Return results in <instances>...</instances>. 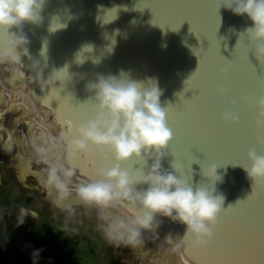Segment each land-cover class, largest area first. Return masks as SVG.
Masks as SVG:
<instances>
[{"label": "water", "instance_id": "obj_1", "mask_svg": "<svg viewBox=\"0 0 264 264\" xmlns=\"http://www.w3.org/2000/svg\"><path fill=\"white\" fill-rule=\"evenodd\" d=\"M40 16L38 25L26 23L22 28L27 54L17 49L21 61L14 62L23 66L0 61V69L16 73L34 67L39 71L45 97L42 104L54 108L63 138L72 136L68 118H64L66 110L78 125L94 115L95 94L86 85L97 75H118L124 70L138 81L153 78L162 90L160 103L168 107V124L174 135L161 160L162 168L172 171V163L177 164L181 178L195 187L204 180L201 165L216 163L217 172L224 176L217 191L225 197L217 230L232 241L234 236L240 237L257 252L264 249V187L254 189L247 198L253 185L242 166L248 164L250 149L264 154V145L258 142L264 129L256 126V102L264 96V65L252 50L249 60L256 66L254 70L240 58L241 49L249 44L244 37L239 40V34L251 21L223 6L217 12L216 0H46ZM10 34L19 31L13 28ZM8 38L0 32V40ZM77 55L83 63H77ZM65 64L72 81L52 82L48 78L52 71ZM218 89H224V94ZM58 99L63 108L57 111ZM75 105L84 109L83 115ZM225 112L234 113L237 122H225ZM61 139L59 146L65 149ZM98 154L103 164H110L106 153ZM85 155L77 157L83 160ZM151 163V159L146 163L133 159L125 167L135 172ZM67 199L73 202L70 197L64 201ZM156 220L161 227L163 217ZM217 242L214 235L210 246L216 251L229 245L226 240ZM200 258L211 262L207 248Z\"/></svg>", "mask_w": 264, "mask_h": 264}, {"label": "clouds", "instance_id": "obj_2", "mask_svg": "<svg viewBox=\"0 0 264 264\" xmlns=\"http://www.w3.org/2000/svg\"><path fill=\"white\" fill-rule=\"evenodd\" d=\"M45 3L46 0H0V32L7 33L9 37L0 40V61L20 60L17 49L27 54L25 45L28 41L22 28L26 23L39 24ZM216 6L217 12L223 6L251 21V26L239 34V40L246 38L256 60L264 65V0H216ZM13 28L19 34H10ZM86 48L91 49V46ZM45 52L46 42L41 54ZM76 61L83 63L80 55H77ZM199 66L200 62L197 69ZM68 68L65 64L54 69L48 78L52 82H71L73 77ZM86 90L95 94L94 115L80 122L75 136L67 141L64 149L67 166L50 159L53 155L51 148H37L41 158L49 163L45 187L55 195L57 203L60 204L72 194L70 184L75 171V158L94 150L104 152L110 158V164L100 170L98 179L77 185L76 197L85 204L100 208L113 207L124 201L138 206V214L133 219L116 218L107 224L104 228L107 240L139 245L142 230L158 226L156 217L161 216L185 226L184 238L189 250L209 247L219 227L218 218L225 210V197L218 193L216 187L224 182V176L217 172L216 163L201 165L200 175L204 180L193 187L181 178L177 164L172 163V171L162 168L161 160L174 135L168 124V107L161 106L162 90L156 81L153 78L147 82L138 81L121 70L118 75H97L94 81L86 85ZM218 91L223 95L225 90ZM256 103L259 108L256 126L264 129V96ZM223 119L225 122H237V116L232 112H225ZM133 159L145 163L151 159L152 163L133 172L125 167ZM242 166L253 185L249 198L254 189L264 187V154L250 149L248 164ZM145 185L147 187H143ZM28 214L24 208L20 209L19 224L24 223ZM31 215L35 217V213ZM38 256L39 250L33 253L34 259Z\"/></svg>", "mask_w": 264, "mask_h": 264}, {"label": "flooded vegetation", "instance_id": "obj_3", "mask_svg": "<svg viewBox=\"0 0 264 264\" xmlns=\"http://www.w3.org/2000/svg\"><path fill=\"white\" fill-rule=\"evenodd\" d=\"M5 85L6 88H3L2 93L0 92V204L6 203L5 206L9 210L4 208L2 211L3 219L0 218V243L5 241L8 244L11 243L3 228V221H6L11 230H23L25 238H29V233L44 234V231L51 233L56 226L64 225L63 238L67 237L71 240L72 237L85 236L90 242L88 245L89 250L102 248L101 240L99 241L95 237L96 244H93L92 238L90 239L85 233L100 237L104 232V227L109 222L104 226L101 221L98 223L95 220L97 215L92 212L91 205L83 202L75 204L61 202L58 204L56 197L48 194L47 188L42 184L39 176L35 175L40 171L35 165L37 152L32 147L29 137L27 138L29 122L33 121V113L31 108L27 106L28 101L21 98V93L24 92L22 85L13 84L11 79L10 83L6 82ZM8 131L11 133L10 136ZM26 158L30 159V170L25 169V165H27ZM64 207L68 208L63 209ZM21 208L33 210L36 213L35 217L26 216L22 225L19 224V211ZM113 219L115 218L113 217ZM97 224H99V227H97ZM78 226L84 227L82 232H78ZM140 240L144 244L148 242L143 237H140ZM53 246L65 250H75L77 248L76 244L64 247ZM146 247L147 250L145 251H149V256L158 254L153 249L160 251L154 244ZM131 255L124 260V263L128 264L131 257L134 260L140 257ZM111 262L113 261L111 260ZM131 263H133L132 260Z\"/></svg>", "mask_w": 264, "mask_h": 264}, {"label": "trees", "instance_id": "obj_4", "mask_svg": "<svg viewBox=\"0 0 264 264\" xmlns=\"http://www.w3.org/2000/svg\"><path fill=\"white\" fill-rule=\"evenodd\" d=\"M6 203H4L3 210ZM34 237L24 248H16L7 241L0 243V264H101L94 249L89 250L86 238H63L61 231L47 234H30ZM59 247L77 245L75 250H65ZM39 250V256L34 259L33 253ZM90 256L92 262L89 263ZM63 260V261H62Z\"/></svg>", "mask_w": 264, "mask_h": 264}, {"label": "rangeland", "instance_id": "obj_5", "mask_svg": "<svg viewBox=\"0 0 264 264\" xmlns=\"http://www.w3.org/2000/svg\"><path fill=\"white\" fill-rule=\"evenodd\" d=\"M52 151H53V155L51 157H54L56 160H61L62 155L57 151H54V150H52ZM124 202L129 208H131V209L136 208L135 205H132L126 201H124ZM1 206L2 205L0 204V218L3 219V216H2L3 210H1ZM112 209L114 210L115 215H119V213L112 207L100 208L97 206L96 207L91 206L92 212H95V211L98 212V216L100 217V220L102 222L101 224L103 226L107 222H110L111 220H113V217L115 219L117 218L113 214ZM93 217L95 218L94 214H93ZM122 217L125 218L124 216H122ZM119 219H121V218H119ZM95 220L98 223H100L99 219L97 220V218H95ZM97 227H99V224H97ZM3 228H4L5 232L9 233V224L6 221H3ZM156 228L161 229V227H159V226H156ZM20 233L23 234V230L14 229L11 231V234H10L13 245L16 247H20L24 241L23 240L24 238L20 235ZM85 235H87L90 239L92 238L93 244H96V241L94 240L95 237L99 241L101 240L102 248L101 247L96 248L95 252H96L97 258L102 260V264H126V263H124V260H126V258H128V256L130 254H132L131 256H134V255L137 256L138 255L140 257L136 258L135 260L133 257L129 258L128 264H166V263L167 264H174L172 261H169V260H171L169 258V256H172L170 254H167V253H164L162 251L153 249L158 254H155L154 256H149V253H148L149 251H144L142 248L139 249V247L137 245L132 246V245H127L123 242H120V243L110 242L109 240L106 239L104 232L101 234L100 237H97L94 234L92 236L91 234H88V233H85ZM140 244L143 246L142 242ZM118 246H119V250L117 251ZM191 251H193V250H191ZM165 255H167V256H165ZM111 260L113 262H111ZM131 260L133 263H131ZM173 261L175 262V264H183L182 260L176 256H173Z\"/></svg>", "mask_w": 264, "mask_h": 264}, {"label": "snow or ice", "instance_id": "obj_6", "mask_svg": "<svg viewBox=\"0 0 264 264\" xmlns=\"http://www.w3.org/2000/svg\"><path fill=\"white\" fill-rule=\"evenodd\" d=\"M250 46H245L241 49L240 58L245 62L249 70H254V66L249 60ZM261 86L264 87V81L261 82ZM76 110H79L83 115L84 109L79 105L74 106ZM264 137L259 139V143L264 145ZM109 160L110 158L107 157ZM194 161V159H193ZM217 254L222 257L221 260L215 262V264H256V261H260V264H264V249L257 252L251 245L247 244L240 237L234 236L233 242L228 246L217 250Z\"/></svg>", "mask_w": 264, "mask_h": 264}, {"label": "bare ground", "instance_id": "obj_7", "mask_svg": "<svg viewBox=\"0 0 264 264\" xmlns=\"http://www.w3.org/2000/svg\"><path fill=\"white\" fill-rule=\"evenodd\" d=\"M82 180L84 182H90V180L86 179V178H82ZM112 208L116 209L118 212H120V214L124 215L127 217L128 220L133 219L138 212L136 210H132L129 207H127L124 203L119 202L117 203L115 206H113ZM141 235H143L144 237L150 239V241L154 244H156V246L160 249L162 248H167L169 251H173L175 254L181 256L182 260L185 261L186 264H197V262L192 261L191 259H189L185 253L183 252L182 249H180L178 246L171 244V243H167L164 239H162L160 236L147 232L145 230H142ZM63 261V260H62Z\"/></svg>", "mask_w": 264, "mask_h": 264}]
</instances>
